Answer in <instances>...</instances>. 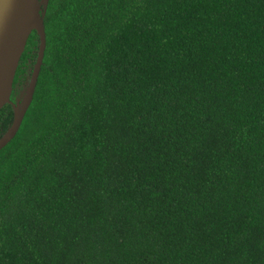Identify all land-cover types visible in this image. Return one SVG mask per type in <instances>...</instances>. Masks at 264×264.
<instances>
[{"label":"trees","instance_id":"obj_1","mask_svg":"<svg viewBox=\"0 0 264 264\" xmlns=\"http://www.w3.org/2000/svg\"><path fill=\"white\" fill-rule=\"evenodd\" d=\"M44 20L0 150V264H264V0H49Z\"/></svg>","mask_w":264,"mask_h":264},{"label":"water","instance_id":"obj_2","mask_svg":"<svg viewBox=\"0 0 264 264\" xmlns=\"http://www.w3.org/2000/svg\"><path fill=\"white\" fill-rule=\"evenodd\" d=\"M48 2L49 0H0V111L11 102L16 72L31 33L36 30L41 38L39 57L25 98L19 108L17 103L14 104L15 121L0 140V150L16 136L33 101L47 48L44 17ZM12 33H17L18 40L10 50L6 41Z\"/></svg>","mask_w":264,"mask_h":264},{"label":"bare ground","instance_id":"obj_3","mask_svg":"<svg viewBox=\"0 0 264 264\" xmlns=\"http://www.w3.org/2000/svg\"><path fill=\"white\" fill-rule=\"evenodd\" d=\"M17 40H18L17 33H12L11 35H9L6 42H7V45L9 46L10 50L13 47V45L16 43Z\"/></svg>","mask_w":264,"mask_h":264},{"label":"rangeland","instance_id":"obj_4","mask_svg":"<svg viewBox=\"0 0 264 264\" xmlns=\"http://www.w3.org/2000/svg\"><path fill=\"white\" fill-rule=\"evenodd\" d=\"M27 90V89H26ZM26 90H24L22 93H21V95L19 96V98H18V101L16 102L17 103V105H18V108L22 105V103H23V100H24V98H25V95H26Z\"/></svg>","mask_w":264,"mask_h":264}]
</instances>
